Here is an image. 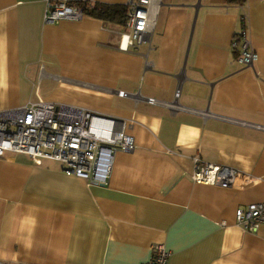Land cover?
I'll list each match as a JSON object with an SVG mask.
<instances>
[{"label": "crops", "instance_id": "0c3cea01", "mask_svg": "<svg viewBox=\"0 0 264 264\" xmlns=\"http://www.w3.org/2000/svg\"><path fill=\"white\" fill-rule=\"evenodd\" d=\"M85 1L81 19L51 24L45 0H0V110L85 108L135 149L115 152L106 185L0 158V264H144L154 244L168 264H264V224L246 231L235 215L264 202V0H161L150 42L127 51L128 0ZM242 32L252 66L232 46ZM197 162L250 184L195 182Z\"/></svg>", "mask_w": 264, "mask_h": 264}, {"label": "built area", "instance_id": "2783aa9c", "mask_svg": "<svg viewBox=\"0 0 264 264\" xmlns=\"http://www.w3.org/2000/svg\"><path fill=\"white\" fill-rule=\"evenodd\" d=\"M44 21L57 23L62 19H81L91 6L87 1L45 0ZM161 0H128L120 49L127 51L150 42L155 19L152 7ZM240 53V62L252 66L258 54L245 32L232 43ZM133 48V49H134ZM119 91V95H125ZM180 90H176L178 98ZM150 103L155 102L148 98ZM135 149L134 137L117 127L115 119L72 105L38 99L14 108L0 110V158L21 153L35 163H58L66 175L107 184L116 151ZM191 177L195 182L223 187L249 185L241 172L223 166L197 162ZM238 224L246 231H255L264 224V202L250 203L236 210ZM151 257L144 264H167L170 251L163 244L151 247Z\"/></svg>", "mask_w": 264, "mask_h": 264}, {"label": "trees", "instance_id": "16d2710c", "mask_svg": "<svg viewBox=\"0 0 264 264\" xmlns=\"http://www.w3.org/2000/svg\"><path fill=\"white\" fill-rule=\"evenodd\" d=\"M229 1H231V2H241L242 0H229ZM94 6H95V5H94ZM94 6H91V9H92V7H94ZM91 9H90V10H91ZM92 14H95V10H93Z\"/></svg>", "mask_w": 264, "mask_h": 264}, {"label": "rangeland", "instance_id": "374dc122", "mask_svg": "<svg viewBox=\"0 0 264 264\" xmlns=\"http://www.w3.org/2000/svg\"><path fill=\"white\" fill-rule=\"evenodd\" d=\"M125 33H128L129 32V29L127 28L126 30H124ZM168 264V263H167Z\"/></svg>", "mask_w": 264, "mask_h": 264}, {"label": "bare ground", "instance_id": "6f19581e", "mask_svg": "<svg viewBox=\"0 0 264 264\" xmlns=\"http://www.w3.org/2000/svg\"><path fill=\"white\" fill-rule=\"evenodd\" d=\"M53 24V23H52ZM242 64V63H241Z\"/></svg>", "mask_w": 264, "mask_h": 264}]
</instances>
